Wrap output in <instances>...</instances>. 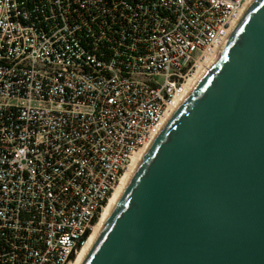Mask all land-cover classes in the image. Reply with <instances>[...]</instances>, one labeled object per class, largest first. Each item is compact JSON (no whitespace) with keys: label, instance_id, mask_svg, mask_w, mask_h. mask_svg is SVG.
<instances>
[{"label":"built area","instance_id":"1","mask_svg":"<svg viewBox=\"0 0 264 264\" xmlns=\"http://www.w3.org/2000/svg\"><path fill=\"white\" fill-rule=\"evenodd\" d=\"M252 1L0 0V264H73Z\"/></svg>","mask_w":264,"mask_h":264},{"label":"water","instance_id":"2","mask_svg":"<svg viewBox=\"0 0 264 264\" xmlns=\"http://www.w3.org/2000/svg\"><path fill=\"white\" fill-rule=\"evenodd\" d=\"M84 264H264V0L152 142Z\"/></svg>","mask_w":264,"mask_h":264},{"label":"bare ground","instance_id":"3","mask_svg":"<svg viewBox=\"0 0 264 264\" xmlns=\"http://www.w3.org/2000/svg\"><path fill=\"white\" fill-rule=\"evenodd\" d=\"M253 1L251 2V4L253 3ZM251 4L249 5V7L251 6ZM249 7H247L246 9H244V11H243L241 17L239 18L238 22L235 24L234 29L236 28V26L238 25V23L240 22V20L244 17V15H245L246 11L249 9ZM225 43L226 42L223 41V42H221V43H219L217 45V47L215 48V50L209 56V59H208L209 60V64H211L215 60V58L217 57V55L223 49V46H224ZM206 69L201 68V69L198 70V72L196 73L195 77L193 78V83L196 84L199 81V79L202 77V75L204 74V72L206 71ZM182 101H183V99L177 100L176 101V104H177L176 106L179 107L180 104L182 103ZM169 119H167L163 124H165ZM149 147H150V145H148L145 149H143L142 151H140L133 158L130 167L126 170V172L123 175L120 183L116 187L113 195L110 197L108 203L104 207V210L102 212L101 217L99 218V220L97 221V223L93 226V231L89 235V237H88L87 241L85 242L84 246L82 247V249L79 251L76 259L73 262V264H84L85 263V261H86L88 255H89V253L91 252V250L94 247V245H95L97 239L99 238L101 232L103 231L104 227L106 226V224L108 223L109 219L111 218L113 212L115 211V209H116V207H117V205H118V203H119V201H120L123 193L125 192V190H126L128 184H129L130 180L132 179V177H133L136 169L138 168V166H139L142 158L144 157V155L147 152V150H148Z\"/></svg>","mask_w":264,"mask_h":264},{"label":"trees","instance_id":"4","mask_svg":"<svg viewBox=\"0 0 264 264\" xmlns=\"http://www.w3.org/2000/svg\"><path fill=\"white\" fill-rule=\"evenodd\" d=\"M88 234V233H87ZM87 234H86V236H87Z\"/></svg>","mask_w":264,"mask_h":264}]
</instances>
